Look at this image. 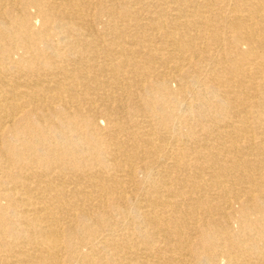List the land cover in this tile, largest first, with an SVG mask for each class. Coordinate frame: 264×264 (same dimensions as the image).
Here are the masks:
<instances>
[{
	"label": "bare ground",
	"instance_id": "bare-ground-1",
	"mask_svg": "<svg viewBox=\"0 0 264 264\" xmlns=\"http://www.w3.org/2000/svg\"><path fill=\"white\" fill-rule=\"evenodd\" d=\"M0 264H264V0H0Z\"/></svg>",
	"mask_w": 264,
	"mask_h": 264
}]
</instances>
